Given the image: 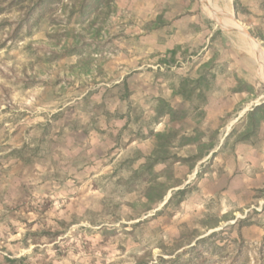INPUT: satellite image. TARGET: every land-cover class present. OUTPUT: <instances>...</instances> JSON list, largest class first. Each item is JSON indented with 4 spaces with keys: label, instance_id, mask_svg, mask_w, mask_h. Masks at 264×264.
Returning a JSON list of instances; mask_svg holds the SVG:
<instances>
[{
    "label": "rangeland",
    "instance_id": "374dc122",
    "mask_svg": "<svg viewBox=\"0 0 264 264\" xmlns=\"http://www.w3.org/2000/svg\"><path fill=\"white\" fill-rule=\"evenodd\" d=\"M93 1L0 15V264H264V0Z\"/></svg>",
    "mask_w": 264,
    "mask_h": 264
},
{
    "label": "trees",
    "instance_id": "16d2710c",
    "mask_svg": "<svg viewBox=\"0 0 264 264\" xmlns=\"http://www.w3.org/2000/svg\"><path fill=\"white\" fill-rule=\"evenodd\" d=\"M59 1L60 0H0V15L17 12L20 15L19 23L17 26V30H19L20 27L29 23L36 14L42 15L43 12L52 10L54 5ZM94 2H96V0H94L93 3ZM72 50L75 49H70L69 52H72ZM205 78H206L205 76L199 77L195 81L196 84L193 85L191 89H188L189 86L187 85L188 81H183L179 93L186 98L191 97L192 94L195 92V90L198 88V84H200L203 80H205ZM163 104L164 106H161V108L158 110L157 117H161L164 114H166L167 111L165 108L168 107L169 110L168 113L172 118H175L178 111L173 109L165 101H162V105ZM262 124H264V102L255 106L252 110H249L247 112V114L245 115V117L241 122V125L242 127H244V129L239 133L238 141L243 142L251 139L259 132ZM236 131H237V127L230 133V135H233ZM175 135H177L176 132H171V131L168 132L160 131L155 134L157 140V147L147 157V160L143 165L144 169H148L152 171L153 167L156 164L162 162L163 160L171 156L169 151V144ZM186 140L189 141L190 139H186ZM184 160L187 161L188 159H184ZM154 181L155 178H153V181L150 182L152 186L160 184L158 182L153 183ZM185 193H186V189L180 190L176 194L172 195L169 201L173 200L177 196H180L181 198L180 200H182V196H184ZM163 195H164L163 193H160L155 199L160 200L162 199ZM148 198L150 200H154L151 193L149 192H148ZM159 264H182L181 255L178 254L173 258L160 257Z\"/></svg>",
    "mask_w": 264,
    "mask_h": 264
},
{
    "label": "bare ground",
    "instance_id": "6f19581e",
    "mask_svg": "<svg viewBox=\"0 0 264 264\" xmlns=\"http://www.w3.org/2000/svg\"><path fill=\"white\" fill-rule=\"evenodd\" d=\"M202 2L205 11L218 23L227 26V24L237 22L233 14H230L226 8L220 5L219 0H202ZM238 29L247 36V39L244 41L252 45L254 57L264 72V49L261 48L256 40L245 31L242 25Z\"/></svg>",
    "mask_w": 264,
    "mask_h": 264
},
{
    "label": "water",
    "instance_id": "95a60500",
    "mask_svg": "<svg viewBox=\"0 0 264 264\" xmlns=\"http://www.w3.org/2000/svg\"><path fill=\"white\" fill-rule=\"evenodd\" d=\"M238 21V20H237ZM239 22V21H238ZM240 23V22H239ZM240 25H242L241 23H240ZM243 27V26H242ZM244 28V27H243ZM245 29V28H244ZM245 31L251 36V37H253L255 40H256V42L259 44V46L261 47V48H263L262 46H261V44L259 43V41L247 30V29H245ZM264 49V48H263Z\"/></svg>",
    "mask_w": 264,
    "mask_h": 264
},
{
    "label": "crops",
    "instance_id": "0c3cea01",
    "mask_svg": "<svg viewBox=\"0 0 264 264\" xmlns=\"http://www.w3.org/2000/svg\"><path fill=\"white\" fill-rule=\"evenodd\" d=\"M5 198H7V196H5ZM2 202H3V200L0 197V213H3V211H4L3 206H2Z\"/></svg>",
    "mask_w": 264,
    "mask_h": 264
}]
</instances>
